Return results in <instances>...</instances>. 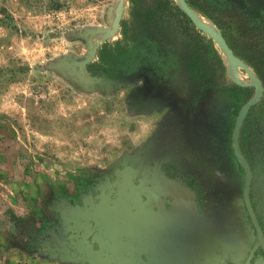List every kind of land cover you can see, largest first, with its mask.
Listing matches in <instances>:
<instances>
[{
	"label": "rangeland",
	"instance_id": "rangeland-1",
	"mask_svg": "<svg viewBox=\"0 0 264 264\" xmlns=\"http://www.w3.org/2000/svg\"><path fill=\"white\" fill-rule=\"evenodd\" d=\"M118 3L0 0V264H184L167 240L143 243L141 230L162 209L135 165L173 140L184 173L183 145L169 133L175 103L153 91L171 78L172 52L145 38L134 51L110 50L121 41L110 24ZM244 29L238 20L239 43ZM245 53L264 57L257 44ZM230 54L226 78L245 81L233 74H253L250 67ZM182 212L206 256L217 241L206 239L203 213Z\"/></svg>",
	"mask_w": 264,
	"mask_h": 264
},
{
	"label": "flooded vegetation",
	"instance_id": "flooded-vegetation-1",
	"mask_svg": "<svg viewBox=\"0 0 264 264\" xmlns=\"http://www.w3.org/2000/svg\"><path fill=\"white\" fill-rule=\"evenodd\" d=\"M226 1L220 20L232 47L229 51L250 67L255 81L227 79L226 65L210 38L211 46L206 48L196 39L180 40L176 34L179 29L174 27L175 34L164 41L172 52L169 61L174 70L167 83L157 82L153 91L157 101L175 103L177 123L169 133L178 135L183 145L184 173L173 164V140L155 152V160L141 159L135 164L138 179L162 209L154 213L153 224L148 226L152 235L146 236L145 228L141 230V237H149L143 243L167 240L184 264H264V57L245 53L252 44L264 53V0ZM224 17L232 21L225 23ZM238 20L248 30L242 42L253 40L250 46L239 43L234 31ZM134 41L140 43V39ZM239 44L247 50H240ZM211 49L221 69L208 66L204 60ZM195 58L201 62L197 75L191 71ZM138 73L146 74L144 70ZM234 85L248 87L238 93L239 100L233 96ZM204 125L215 133L200 131ZM164 156L168 160L159 165ZM184 209L203 213L200 219L206 239L210 244V239L217 241L206 256L191 241L189 222L193 219L182 212ZM123 242L137 245L132 239Z\"/></svg>",
	"mask_w": 264,
	"mask_h": 264
},
{
	"label": "trees",
	"instance_id": "trees-1",
	"mask_svg": "<svg viewBox=\"0 0 264 264\" xmlns=\"http://www.w3.org/2000/svg\"><path fill=\"white\" fill-rule=\"evenodd\" d=\"M128 1V19H120L119 21V33L121 41L116 43L115 48L110 50H126L132 51L137 44L134 40L142 38L149 39L153 44L160 46H167L165 44V38L173 36L174 27L177 30V35L180 40L183 38L196 39L201 42L206 48H210L211 42L207 40V35L199 30L191 20L180 10L173 0H127ZM187 5L194 10V12L209 19L215 27H217L223 34V39L229 50H232L231 44L224 37L225 28L220 18L222 5H228L226 0H185ZM248 5V3H246ZM137 43V41H136ZM209 53V54H208ZM207 55H210L204 60L207 65L215 69H221V63L218 57L215 56V51L210 50ZM218 53V52H217ZM100 59H103V50L100 51ZM206 54V53H205ZM201 63L199 58H195L191 66V71L194 74H198L201 70ZM213 69V68H212ZM212 73V71H210ZM121 75V74H120ZM244 85H234L233 91L236 92V100L238 93L247 89ZM232 91V93H233ZM144 234L151 236L149 227H145ZM149 237L145 238L148 239Z\"/></svg>",
	"mask_w": 264,
	"mask_h": 264
},
{
	"label": "bare ground",
	"instance_id": "bare-ground-1",
	"mask_svg": "<svg viewBox=\"0 0 264 264\" xmlns=\"http://www.w3.org/2000/svg\"><path fill=\"white\" fill-rule=\"evenodd\" d=\"M177 4L180 5V0H174ZM124 3V2H123ZM190 16L191 18L193 19V21L195 23H197V25H199L200 27H202L205 31L209 32V33H213L215 34L216 38H217V41L219 42V46L217 44H215L216 46V49H217V52L220 56V58L223 60V63L227 66V67H230L232 65H234L232 63V59L230 58L229 54H228V51L224 48L223 44H222V41L219 37V32H218V29L214 26V24L209 20L207 19L206 17L200 15L199 13H196L194 11H191L190 12ZM234 59V58H233ZM233 71V70H232ZM249 71V70H248ZM250 72V71H249ZM244 73V74H240L238 75V73H234L233 76L237 79H240V80H250V82H253L255 81V77L251 74V73Z\"/></svg>",
	"mask_w": 264,
	"mask_h": 264
},
{
	"label": "water",
	"instance_id": "water-1",
	"mask_svg": "<svg viewBox=\"0 0 264 264\" xmlns=\"http://www.w3.org/2000/svg\"><path fill=\"white\" fill-rule=\"evenodd\" d=\"M174 1V0H173ZM175 2V1H174ZM176 3V2H175ZM119 5H121L120 6V8L118 7V9H119V13L117 14V18H116V23H114V24H112V22L110 23L111 24V26H114V29L116 30L117 29V26H119V21H120V12L122 11V7H123V0H119V3H118ZM118 5V6H119ZM176 5L180 8V10L191 20V22L199 29V30H201L203 33H205L211 40H212V42L214 43V45L215 44H217L218 46H219V42L217 41V38H216V36H215V34H213V33H209V32H207V31H205L202 27H200L199 25H197V23H195L194 21H193V19L191 18V16H190V12L191 11H194L193 9H191L188 5H187V3L185 2V0H180V5L179 4H177L176 3ZM219 32V31H218ZM219 37H220V39H221V41H222V44H223V46H224V48L228 51V54H229V56H230V58L232 59V57H231V54H230V51H229V49L227 48V46H226V44H225V41H224V39H223V37L221 36V34H220V32H219ZM93 51V50H92ZM91 51V52H92Z\"/></svg>",
	"mask_w": 264,
	"mask_h": 264
},
{
	"label": "crops",
	"instance_id": "crops-1",
	"mask_svg": "<svg viewBox=\"0 0 264 264\" xmlns=\"http://www.w3.org/2000/svg\"><path fill=\"white\" fill-rule=\"evenodd\" d=\"M128 2V1H127Z\"/></svg>",
	"mask_w": 264,
	"mask_h": 264
}]
</instances>
